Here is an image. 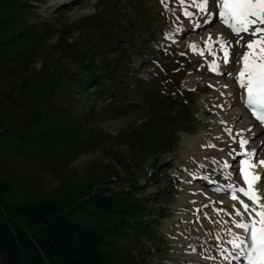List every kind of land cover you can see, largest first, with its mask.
I'll use <instances>...</instances> for the list:
<instances>
[{"label":"rangeland","instance_id":"1","mask_svg":"<svg viewBox=\"0 0 264 264\" xmlns=\"http://www.w3.org/2000/svg\"><path fill=\"white\" fill-rule=\"evenodd\" d=\"M53 1L0 0V28L14 33L12 46L28 44V40H32L30 44L33 40L38 42L28 64L17 69L14 79L0 80V86L10 92L11 98L4 104V114L9 118L0 127V174L11 185V199L13 202L35 198L60 200L92 186L103 193L126 189L127 175L117 162L124 161L142 186L136 194L153 208H159V215L164 218H160L156 228L164 239L158 254L148 259L149 264H180L184 260L182 248L166 237L180 225L179 220L175 221L178 213L187 210L186 199L175 188V185L179 187L177 175L173 172L171 178L154 176L148 182L147 169L133 164L134 155L127 136L130 128L137 129L144 121L147 107L130 92L128 100L133 105L123 111L111 108L106 111L103 109L108 105L95 93L94 85L106 81V77L99 74L104 56L96 49L103 40L95 32H89L82 21L96 14L98 0H76L70 10L63 6L68 0L50 8ZM104 1L109 15L115 18H111L114 23H110L109 28L118 36L117 50L106 56L105 61L115 62L116 53L118 64L132 58L138 60L134 66L140 65L144 61L143 54L150 49L151 36L155 40L156 35L169 29L163 9L156 0ZM39 5L49 7L45 14L42 15L39 8L36 15L33 13L32 7ZM85 53L90 54L89 58L80 63V55ZM174 62L170 68H174ZM185 65L184 62L182 68ZM123 68H116L114 76H122ZM90 79H93L91 84ZM197 79L199 82L200 77ZM138 83L137 77L123 83L124 87H120V93L113 98L115 108L126 106L125 85L135 90ZM21 84L26 85L25 93L15 99L13 88ZM157 84L155 82V87ZM204 98L197 101L193 98L196 120L190 133L179 134V149L173 154L177 160L184 162L193 155L187 150L191 141L187 145L185 142L196 138L204 128L205 115L201 108ZM31 105L33 111L26 114ZM14 113L20 117L26 114L22 122L28 125L30 132H23V125L13 124L15 127H12ZM16 134L20 138L17 142L6 140ZM201 159L198 157L199 161Z\"/></svg>","mask_w":264,"mask_h":264},{"label":"trees","instance_id":"2","mask_svg":"<svg viewBox=\"0 0 264 264\" xmlns=\"http://www.w3.org/2000/svg\"><path fill=\"white\" fill-rule=\"evenodd\" d=\"M91 21L89 28L105 33L104 24L96 18ZM11 37L10 32L0 28V80L14 79L17 69L28 64L38 46H12ZM24 89L25 84L14 89L15 99L25 93ZM9 98L0 86V126ZM167 110L160 117L169 120L172 127L183 123L184 112L171 116L173 111ZM157 112L153 109L148 128L143 125L141 133L131 139V146L143 155L136 156L138 164L157 161L165 147H170L162 139L166 132L155 123L160 120ZM168 128L170 125L164 129ZM146 158L151 160L147 162ZM118 162L127 168L123 161ZM131 189H136L135 184ZM11 192L10 183L0 176V264H143L130 257L129 251L134 240L150 239L151 232L143 220L149 212L146 204L131 192L121 189L104 196L92 188L81 196L75 193L60 200L35 198L16 202L12 201Z\"/></svg>","mask_w":264,"mask_h":264},{"label":"snow or ice","instance_id":"3","mask_svg":"<svg viewBox=\"0 0 264 264\" xmlns=\"http://www.w3.org/2000/svg\"><path fill=\"white\" fill-rule=\"evenodd\" d=\"M216 4H219V15L231 30V34L239 36L240 33H247L248 51L242 57L243 67L238 79L240 87L246 90L247 106L251 108L257 120L264 123V0H211L213 8ZM209 5L210 0H201L198 6L202 13H207ZM185 15L190 13L186 11ZM253 25L255 27H251ZM229 39L230 36L221 37L224 44H227ZM228 56L229 52L225 48L224 63H228ZM246 143L247 141H242L241 146ZM252 156L255 161V154ZM245 164L243 172L247 191L243 188L239 191L254 203H245L235 191L231 192V198L242 204L244 210L241 212L240 209H235L233 215L240 217V220H234L233 223L245 232L243 237L234 234L229 243L243 253L246 264H264V159L255 164ZM249 168L253 169L252 174L249 173ZM228 189H233V185L229 184ZM232 208H235V205ZM245 213L247 220L244 219ZM228 258L225 256L226 260Z\"/></svg>","mask_w":264,"mask_h":264},{"label":"bare ground","instance_id":"4","mask_svg":"<svg viewBox=\"0 0 264 264\" xmlns=\"http://www.w3.org/2000/svg\"><path fill=\"white\" fill-rule=\"evenodd\" d=\"M63 1L64 0H62V1L54 0L53 2H50V4H51V7L50 8H53L56 5L59 6L60 3L63 2ZM69 2H71V1L68 0V3ZM170 3L173 4V1L170 0ZM184 3L186 5L183 8L184 9V13L186 11L188 13H190L189 19L194 20L196 17H199V15H197L194 11H192L190 9V6H194V7L197 6L198 7V5H199V1L198 0L184 1ZM45 5H39L37 7H32L33 9L32 8L31 9H32L33 13L36 15V9L39 8L40 9V13L42 12L41 14L43 15L48 10L47 8H49V7L45 6ZM72 5L73 4L67 6V8H69V10H70L72 8ZM169 8L173 12L174 11H177V8L176 7H169ZM178 8H180V7H178ZM59 9H62V7H60ZM60 11H62V10H60ZM206 20H207V18H206ZM175 27L177 28L178 26H175ZM178 28L181 29L180 27H178ZM218 31H219V29L216 26V24H211L209 26L208 30H207L208 33H212V32L218 33ZM170 37H174V36H170ZM231 66H232V59L229 61V64L227 65V67H225V69H228L229 70ZM193 81H194L193 78H189L185 82V85H190ZM230 92H231V95H230L231 98L234 99L233 105L237 108L236 110L238 111V114L234 115V118H236L237 115H240V113H241V116H240V119L239 120H241L242 123H243V130H246V128L249 127L250 124L247 122V116H246V114L240 108V103H239V100H238L239 93L240 92H238V91H236L234 89H232ZM227 96H228V94L226 93V97ZM227 102H230V100L226 99V103ZM218 103L223 105V101L222 100H220ZM197 144H198V140L191 141L188 144V147L194 150ZM233 149H235V147H232L231 149L223 148V150H222L223 156H226L229 153L230 154L233 153L232 152ZM223 172H225V170H223ZM188 182H189V180H188ZM188 182L186 183V187H185V190H186L185 192L186 193H188L189 191L192 190V188H190ZM198 187L200 188V190H202V195L201 196H198V191L195 192V195H197L196 198L199 200V203L203 204V203H209V202L214 201L217 205H219L220 203L223 204V205H225V204L227 205V203L225 202V200L222 201V199L220 197L214 196V195L208 193L207 191L203 190L204 186L203 187L198 186ZM211 214L212 213H210V215H209V220L213 224L212 223L211 224H208L210 222L205 223L203 220H200V222H201V229H199V231L197 233V236L195 237L196 239L198 238L197 243H200V246H199L200 250H202L203 251V254L206 255V256H210V254H211V249L213 247V239H214V237L215 236L216 237H220L222 230H226V228H227L225 225H218V224H216V223H218V221H216L215 218ZM208 240H209L210 243H208Z\"/></svg>","mask_w":264,"mask_h":264}]
</instances>
